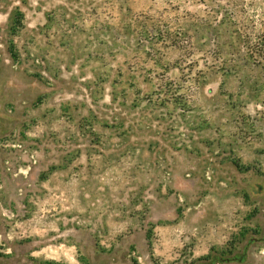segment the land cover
<instances>
[{"label": "rangeland", "instance_id": "obj_1", "mask_svg": "<svg viewBox=\"0 0 264 264\" xmlns=\"http://www.w3.org/2000/svg\"><path fill=\"white\" fill-rule=\"evenodd\" d=\"M263 29L264 0H0V264H264V60L217 63Z\"/></svg>", "mask_w": 264, "mask_h": 264}, {"label": "trees", "instance_id": "obj_2", "mask_svg": "<svg viewBox=\"0 0 264 264\" xmlns=\"http://www.w3.org/2000/svg\"><path fill=\"white\" fill-rule=\"evenodd\" d=\"M239 33L236 45L230 54V61L227 62L226 59L220 58L217 62L227 73L236 68L234 64H237L240 58L246 61H252L254 64H258L264 60V29L259 36L254 37ZM216 260L217 262L223 261L222 259Z\"/></svg>", "mask_w": 264, "mask_h": 264}]
</instances>
